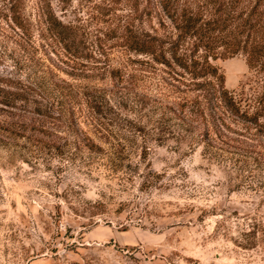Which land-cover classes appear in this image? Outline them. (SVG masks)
I'll use <instances>...</instances> for the list:
<instances>
[{"label": "rangeland", "instance_id": "1", "mask_svg": "<svg viewBox=\"0 0 264 264\" xmlns=\"http://www.w3.org/2000/svg\"><path fill=\"white\" fill-rule=\"evenodd\" d=\"M50 2L66 29L0 4V264H264V136L226 116L204 142L123 46L126 0ZM216 65L256 95L243 56Z\"/></svg>", "mask_w": 264, "mask_h": 264}, {"label": "trees", "instance_id": "2", "mask_svg": "<svg viewBox=\"0 0 264 264\" xmlns=\"http://www.w3.org/2000/svg\"><path fill=\"white\" fill-rule=\"evenodd\" d=\"M37 1L45 6L39 14L48 30L55 32L56 26L66 29L56 19L50 0ZM126 2L129 25L122 31L123 46L144 57L138 64L160 67L168 93L178 99L176 111L190 122L200 121L204 142L212 146L220 140L223 130L230 128L223 119L226 116L239 119L249 129L253 126L264 136V124L259 122L264 118V0ZM26 3L0 0L5 20L20 31L29 23ZM138 23L147 27L139 28ZM237 55L244 57L249 71L257 77L259 90L254 97L243 93L237 97L224 87V75L216 61Z\"/></svg>", "mask_w": 264, "mask_h": 264}]
</instances>
